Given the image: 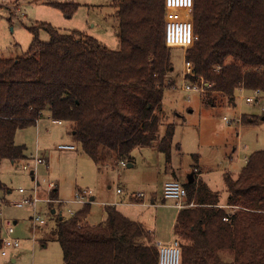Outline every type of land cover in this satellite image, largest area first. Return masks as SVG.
Instances as JSON below:
<instances>
[{
	"label": "trees",
	"instance_id": "obj_1",
	"mask_svg": "<svg viewBox=\"0 0 264 264\" xmlns=\"http://www.w3.org/2000/svg\"><path fill=\"white\" fill-rule=\"evenodd\" d=\"M48 5L67 17L79 6ZM113 8L117 50L80 31L61 33L35 23L27 26L32 36L27 51L0 58V163L27 159L16 133L46 113L69 124L73 140L95 164L105 162V153L116 163L130 162L135 148L156 141L172 69L163 39L164 3L116 0ZM192 17L196 39L184 53L192 75L185 79L207 84L204 103L232 101L240 88L264 94V0H193ZM40 30L48 33L47 42L40 40ZM257 118L242 115L241 123ZM174 131L175 124H167L157 144L167 162ZM192 177L183 186L186 204L196 206L181 208L173 228L181 264H264V150L252 152L234 179L226 177L230 209L220 208L218 194L202 181L196 187ZM49 194L58 199L57 189ZM89 211L84 204L56 218L63 264H158V249L140 224L114 206L105 207L104 221L89 224Z\"/></svg>",
	"mask_w": 264,
	"mask_h": 264
},
{
	"label": "rangeland",
	"instance_id": "obj_2",
	"mask_svg": "<svg viewBox=\"0 0 264 264\" xmlns=\"http://www.w3.org/2000/svg\"><path fill=\"white\" fill-rule=\"evenodd\" d=\"M50 1L73 2L79 6L70 17H67L59 9L48 5ZM115 1L24 0L14 3L12 0H0V58H16L23 55L32 39L27 26L35 23L50 24L61 33L80 31L96 38L107 48L117 50L119 41L117 23L113 14ZM39 38L47 42L49 35L46 31L40 30ZM186 50L176 47L169 49L172 69L165 80L161 124L156 134V142L163 137L166 125L174 123L173 140L181 148L180 153L173 160L175 167H185L187 163L195 162L191 154H197V164L204 172L202 182L217 191L223 202L228 197L225 178L229 176L234 179L244 166L245 159L252 152L264 150V120H261L264 117V111L260 106L247 104L240 97L236 98L235 109L227 108L229 103L225 98L223 100L217 98L220 100L221 107L206 105L204 93L186 91L184 86L189 85L190 82L183 74ZM170 82L172 85L169 84ZM249 94L244 92L241 96L245 97ZM242 115L258 118L254 123L242 124L239 120L237 121V118L239 119ZM223 117L233 121L226 123ZM69 128L68 123L56 125L51 120H44L37 126L32 125L17 131L15 142L24 145L27 148V155H31L32 158L37 149L39 154L46 156L47 164H39L32 170L33 179L31 170L23 169L26 163L32 166V160L19 163L11 171L2 173L12 192L7 197L10 204L6 203L1 207V215L11 223L16 221L12 225L11 237L19 239L20 246L14 249H1L0 264H10L11 257H15L12 264H61L62 261L61 249L55 234L53 233L51 238L46 237V246L42 247L39 242L42 235H39L38 226L33 228L32 208L16 207L12 203L19 199L18 189L28 193L36 188L41 192L38 194L40 200L36 203V211L46 219V226L50 230L56 225L57 216V213H52L51 209L59 211V208L57 204L45 201L49 182L57 187L59 200H70L67 207L71 210H77L82 205L89 204L91 219H93L103 210L101 202H111L115 199L116 187H123V193L118 196L119 200L124 201L129 191H145L147 195V188H152V184L162 181L164 172L157 171L156 166V156L161 154L156 148H135L132 151L134 159L132 167L119 165L113 168L107 166L97 168L91 158L82 152L79 145L72 139ZM61 142H73L76 149L59 150L56 146ZM234 147L235 152L231 153L232 159H230L228 155ZM162 168L164 170L163 166ZM179 173L181 174L180 182L187 180L186 173ZM108 184L112 186L111 191L107 189ZM84 190H90L95 200L82 204L72 203L75 194ZM186 202L185 200V206L189 208L196 206L193 201L188 204ZM63 215L67 216L68 213L63 212ZM5 235L3 232L1 237ZM179 239L181 240L180 237Z\"/></svg>",
	"mask_w": 264,
	"mask_h": 264
},
{
	"label": "crops",
	"instance_id": "obj_3",
	"mask_svg": "<svg viewBox=\"0 0 264 264\" xmlns=\"http://www.w3.org/2000/svg\"><path fill=\"white\" fill-rule=\"evenodd\" d=\"M242 92H246V91L242 90V89H238L236 91V93H235L234 100H232V101L227 100L228 103H229L228 104L229 106H227V108L235 109L236 98L240 97ZM248 93H250V92H248ZM221 99L223 100L224 97H221ZM254 105L260 106L261 110L264 111V104H263L262 101L260 103H254ZM213 106L214 107H221L220 100H216L215 104H213ZM224 107H226V106H224ZM225 119H227V118L223 117V120L226 122ZM44 120H51V122L53 124H56V125H62L63 124V122L59 123V122H56L55 120L51 119L49 117V115L46 113V114L43 115L42 118H40L35 123L34 126H37V124H39L40 122H42ZM261 120H264V117H262ZM232 121L233 120H231V122ZM237 121H238V118H237ZM239 122L241 123V116L239 117ZM170 124H174V123H170ZM69 131H70V128H69ZM174 133H175V131H174ZM67 134H68V132H67ZM173 138H174V136H173ZM173 142H174V140H172V147H171V153H170L169 162H167L165 160L164 154H162L158 150V147H157L158 142L155 141L150 146H147V147L156 148L157 151L161 154V156L160 155L156 156V161H157V163H156L157 165L156 166H157V171L161 170V171L164 172L162 181H159V182H157L155 184H152L151 185L152 188H147V191H148L147 195H146L145 191L131 190V191H129V193H126L128 195L126 200H124V201L122 199L119 200V196L118 195L123 193V187L121 188V187L118 186V187H116L115 194H114V196H115L114 198L115 199L113 201H111V202H101V205H103V210H102L101 214H98L97 217H95L93 219H91V214H90V211H89V213H88V215H87V217L85 219L86 222H88L89 224H97V223H100V222L104 221L105 218H106L105 207L106 206H114L125 217H127L128 219H130L132 221H135L138 224H140L144 228V230L149 233V235L152 238V240L154 241V243L161 242V243H165L166 244V243H170L173 239H176L175 235H174V232H173V228H174V224H175V221H176L177 214H178V212H179V210L181 208L176 206L175 201L163 198V194H162L163 185H164L165 182H167L169 180H177V181H179V178L181 176V174L179 172H184V173H186L188 178L185 181H182V182L179 181V182L182 185H184L186 182H191L192 178H193L192 175H193L194 176V181H195V186L197 187L198 182L202 181V177H203V173L204 172L201 170V168H199V166L197 164V158L198 157H197V154H195V153L191 154V157L195 160V162H193L191 164L187 163V165H185V167L184 166H181V167L179 166L178 168H176L175 165H174V161L173 160H174V157L177 154L180 153V149L181 148H180L178 143H175V142L173 143ZM59 144H72V145H74L73 142H61ZM19 145H21V144H19ZM75 149H76V146H75ZM234 152H235V147L232 149V151L228 155L230 159H232V154L231 153L234 154ZM25 153H26V151H25ZM36 154L38 156L42 157L44 162H45V164H47V158H46V156L44 154H39V151L37 149H36L35 155ZM26 155H27V153H26ZM104 155L106 157H105V162L102 165L95 164L93 162L97 168L98 167L99 168H103V167H106V166L110 167V168H113L115 166H119V164H116L114 162L112 156L107 155L106 153ZM162 156H163V161H165L163 165H162V162H163L162 161ZM30 158H32V156L31 155L30 156L27 155V159L26 160H22V161H19V162H16V163H14V162H12L10 160H7V159L2 160L1 163H0V181L4 185L3 189H0V240H1V238H3V237H1V236H3V232L7 235V232L5 230V223L7 222V220H6V218H4L1 215V207L4 206L6 203L10 204V201H8L7 197L12 192V190L8 188L7 181H6L5 177H3L2 173L4 171H6V172L11 171V169L14 168L19 163H22L24 161H28V160H32L33 159V158L30 159ZM246 159H245V161H246ZM125 163H126L127 167H132L134 165L133 157H132V160L130 162H125ZM98 165H100V166H98ZM162 166L164 167V170H163ZM30 174H31L32 179H33L32 172H30ZM224 182H225V180H224ZM206 186L208 187V189L211 192H214V193L218 194V192L212 190V188L209 187V185H206ZM111 188H112L111 184H108L107 185V189L109 191H111ZM56 189H57V187H56ZM117 189H120L119 193H117ZM33 193H34V190H31L30 192L27 193L24 190L22 192H20L19 189H18L17 196L19 197V199H16V201H20V200H22L24 198H29V197H31L33 195ZM36 193H37V196H38V194L41 193V192L36 190ZM45 193L43 194V196L45 195ZM139 193L143 194V196L139 197L138 196ZM57 198H58V189H57ZM91 199H92V201L95 200V196H91L90 195V197H89L90 201L89 202H91ZM185 200L183 201L184 207H185ZM218 200H219V203H220L218 206L220 208L230 209V207L228 205H226L227 198H226V201L222 202L220 197H219V194H218ZM60 201H63V200H60ZM69 201H65V202H67L66 204H63L61 202H52V203H55V204L58 205V208H59L58 210L59 211H57V209L53 208V209H51V212H52V210H54V213H57V216L58 215H63V212H67L68 215H73L76 210H71L69 207H67L68 204H69ZM72 203H74V202H72ZM75 204H80V203H75ZM70 212H72L73 214L70 213ZM57 216H56V218H57ZM15 223H16V221H14L12 223V225H14ZM46 225H47V223L45 221L44 224L38 225V228H37L39 230V235H42L41 238L39 239V242H40L42 247L46 246V243H47L46 237H48V238L50 237L51 238V235L54 233L55 226H56L55 225L54 228H51L49 230ZM0 250H1V248H0ZM61 256H62V253H61ZM14 261H15V257H11L10 258V264H12ZM61 264H63L62 261H61Z\"/></svg>",
	"mask_w": 264,
	"mask_h": 264
},
{
	"label": "built area",
	"instance_id": "obj_4",
	"mask_svg": "<svg viewBox=\"0 0 264 264\" xmlns=\"http://www.w3.org/2000/svg\"><path fill=\"white\" fill-rule=\"evenodd\" d=\"M164 3V13H163V39L164 44L168 48L176 47L181 48L182 50H186L190 48L196 36L194 34V24L192 17V9H193V0H163ZM184 77L185 75H192V66L189 63L184 61ZM206 83L199 82V84L189 82V85L186 84L184 89L186 91H196L203 92ZM241 89V88H240ZM243 90V89H242ZM244 93V92H242ZM241 99L245 100L247 104L260 103L264 102V94L259 90L255 89L250 92L249 95L243 97L240 96ZM227 123H230V119H225ZM239 120V119H238ZM56 122L57 121L55 120ZM57 149L59 150H74L75 146L72 144H58ZM33 165L24 164V170H34L37 165L45 163L43 158L38 156L37 154L32 159ZM117 164L121 166H125L126 163L124 161H120ZM49 191L47 192V198L45 201L47 202H61L66 204L65 201L55 200L50 198V192L56 189L55 185L52 182L48 183ZM36 188L34 189V193L29 198H24L20 201H14L13 204L16 207L29 206L32 208L33 216L31 217L33 228L38 225L44 224L45 219L42 218L36 211V203L40 200L37 196ZM20 192L23 189H19ZM120 192V189H117V193ZM163 198L175 201L176 206L179 208H183V201L186 199L187 192L185 187L177 180H169L163 185ZM91 195L90 190H84L77 192L75 194V198L72 202L74 203H84L88 202L89 197ZM139 197H142L143 194L139 193ZM72 213V212H70ZM73 214V213H72ZM226 219V218H224ZM5 230L7 235L1 238V249L7 248H17L20 246V241L17 238H12L10 235L13 233V226L10 221L5 223ZM158 249V264H181V252L180 245L177 239H173L170 243H155Z\"/></svg>",
	"mask_w": 264,
	"mask_h": 264
},
{
	"label": "water",
	"instance_id": "obj_5",
	"mask_svg": "<svg viewBox=\"0 0 264 264\" xmlns=\"http://www.w3.org/2000/svg\"><path fill=\"white\" fill-rule=\"evenodd\" d=\"M207 85V84H206ZM91 201H92V199H91ZM52 213H54V210H52Z\"/></svg>",
	"mask_w": 264,
	"mask_h": 264
}]
</instances>
